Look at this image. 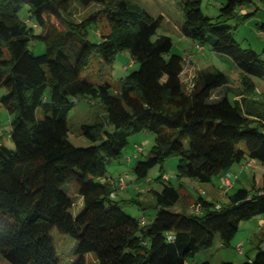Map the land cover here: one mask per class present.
Here are the masks:
<instances>
[{"label": "trees", "instance_id": "1", "mask_svg": "<svg viewBox=\"0 0 264 264\" xmlns=\"http://www.w3.org/2000/svg\"><path fill=\"white\" fill-rule=\"evenodd\" d=\"M74 1L24 0L31 14L25 21L23 0H0V88L10 91L0 107L14 116L10 137L15 146L9 149L0 135V256L10 264H60L54 229L77 242L74 264H88L90 254L98 264H190L189 259L217 239L230 246L241 222L264 215V188L256 193L239 189L220 208L200 195L195 204L202 205L203 213L194 215L170 210L182 196L178 188L164 184L162 191H152L156 218L143 225L117 204L113 188L102 179L110 178L108 165L121 159L130 137L143 132L154 134L155 144L147 160L136 163L139 180L158 166L162 181L164 164L172 156L179 158V181L203 184L247 159L264 165L262 113L245 98L231 100L227 92L213 99L214 91L230 83L216 68L199 71L188 92L182 81L184 59L174 53L172 38H156L163 16L154 18L128 0H79L102 9L76 24L64 18ZM252 3L226 0L213 21L203 14L201 1L183 2L181 27L185 37L204 49L213 37L211 51L235 62L250 93L256 85L249 76L264 77V61L255 51L242 49L230 28L219 25ZM99 15L110 33L94 43L89 29ZM31 21L41 32L35 33ZM259 28L264 32V22ZM31 41L45 43L46 53L35 55ZM124 51L139 68L118 90L82 79L95 55L100 64L111 66ZM81 99L98 100L107 111L104 122L82 126L83 135L94 143L89 148L69 141L68 116ZM71 181L78 186L76 198L63 190ZM80 199L83 210L74 216L71 210ZM260 234L255 260L244 264H264V230Z\"/></svg>", "mask_w": 264, "mask_h": 264}, {"label": "rangeland", "instance_id": "2", "mask_svg": "<svg viewBox=\"0 0 264 264\" xmlns=\"http://www.w3.org/2000/svg\"><path fill=\"white\" fill-rule=\"evenodd\" d=\"M128 1L139 5L154 18L163 16L156 38L159 36L171 37L174 43V53L184 57L182 81L188 92H191L193 89L195 77L199 71L216 68L223 71L229 77L230 83L227 87L222 89V91H214L213 98L217 99L226 92L229 93V98L231 100H244L245 98L249 103L251 101V105L261 112L264 117V77L249 76L251 81L256 85V91L253 93L246 91L242 70L237 67L235 62L229 56L211 51V41H214L213 37H210L209 43L204 52H200L197 49V45H195L191 39L183 35L181 30L184 21L182 3L189 0ZM199 1H201V9L205 17L213 19V21H217L221 14V9L226 5V0ZM101 9L102 6L99 4L93 3L89 6H84L79 0H77L72 3L69 11L64 14V18L73 23L80 24ZM236 15L237 17L234 19L222 20L219 26L230 28L237 44H239L242 49L255 51L259 54L260 59L264 61V32L259 28L264 22V1L253 0L252 4H246L245 6L240 7L237 10ZM21 18L25 21L31 20L29 7L24 3V0ZM97 18V25L89 29V40L94 43L101 42L102 36L110 33V27L108 26L106 19H104L102 15H99ZM54 21L60 29H64V26L60 22L56 20ZM29 25L35 28L34 31L36 34L41 32V29L36 27L33 21L29 22ZM29 48L35 55L39 56L46 53L47 45L40 41H31ZM210 53H212L213 56H211ZM100 61L98 55H95L89 69L83 72L82 79L95 86L109 83L112 86L113 92L120 88L122 80L126 76L135 72L139 68V64L133 60L129 51L121 52L116 62L111 66L100 64ZM132 61H134L135 66L133 68H128ZM9 94L10 91L7 88H0V100L6 98ZM38 116L41 119L44 117L41 111L38 112ZM13 119L14 116H12L6 108L0 107L1 142L12 150L15 149L10 137ZM106 119L107 111L100 101H92L90 99H81L77 101L68 116V125L70 128L69 141L78 148H89L93 146L94 143L83 135L82 126L104 122ZM258 124L259 123H255L254 125ZM154 144L155 135L149 132L139 133L130 137L129 145L123 152V156L121 159L115 160L108 165L107 174L108 177L114 179H118V177L126 173L130 175L128 189L125 191H116V202L131 217L139 222H142L144 217L148 224H151L158 214L156 201L152 195V191H161L164 184L170 183L178 188L182 197V194L185 191L190 194L191 198L194 200H197L200 196L198 193L199 189L197 190L191 186H184V183L177 178L179 158L175 156L167 159L164 164V178L162 181L159 180L161 171L158 166L150 171L147 179L139 180L136 177L134 172L136 163L138 161L147 160ZM137 146H143L144 153L135 158ZM241 148L246 150V144H241ZM248 160L249 159L232 166V171L240 179L239 181H236L234 189H231L228 194L226 193L227 195L224 194V197H221L222 199L220 198L218 200L221 205L224 204L222 202L226 201L225 198L229 199L230 195H233L239 189H247L252 193H256L259 189L264 188V165L258 163L254 169L241 170L242 165ZM203 187L206 188L208 186L203 185ZM182 188L186 190L181 191ZM63 190L71 197L76 198L78 186L75 181H71L63 186ZM224 191L225 189H223L222 192ZM214 203L216 204L217 201ZM180 205L181 204L179 203L170 210L173 212H179L178 207ZM194 205L195 203L192 206ZM82 210L83 205L77 202L71 210V213L74 216H77ZM261 229L264 230V215L248 221H243L241 222L239 231L230 246H223L220 240L217 239L213 247L197 254L194 258L189 259V262L190 264H200L205 261H209L211 264H222L223 262L244 264L246 262H252L255 260L259 252L258 243L261 236L260 233H262ZM51 236L53 239V248L60 255V264L76 263L79 259L76 255L77 242L73 238L60 233L57 229L52 231ZM239 245L243 246V254L237 251ZM261 248L264 250V244ZM86 260L88 264H98L96 257L92 254L88 255ZM0 264L10 263L0 256Z\"/></svg>", "mask_w": 264, "mask_h": 264}, {"label": "crops", "instance_id": "3", "mask_svg": "<svg viewBox=\"0 0 264 264\" xmlns=\"http://www.w3.org/2000/svg\"><path fill=\"white\" fill-rule=\"evenodd\" d=\"M194 44L195 45H197L195 42H194ZM201 52H204V51H201ZM211 54V56H213L212 55V53H210ZM183 59H184V57H183ZM204 59L206 60V58L204 57ZM135 66V64H134V61H132L131 62V64H130V66L128 67V68H133ZM127 69V68H126ZM129 70V69H128ZM225 87H223V88H220V89H217L218 91H222V89H224ZM225 93H223L222 95H224ZM222 95L220 96V97H222ZM219 98V97H218ZM214 99V98H213ZM250 104H252V103H250ZM132 162V161H131ZM241 170H243L242 168H241ZM230 172H232V173H234L233 171H232V169L230 170ZM263 173H264V169H263ZM235 174V173H234ZM217 177V178H216ZM239 179L240 178H238V180L237 181H239ZM167 180H168V178H167ZM183 183H184V186H191V187H193V188H195V189H199L198 190V193L200 194V195H202V196H204V198L207 200V201H209V202H211V203H214L215 201H217V205L219 204L220 206H224V205H227L228 203H229V199H227V198H225L226 199V201L225 202H222V203H224L223 205H221L220 204V202H218V200L221 198V197H224L223 195L224 194H226V192L224 193V192H222L223 191V189H224V185H225V174L224 173H221V174H219V175H217V176H215L213 179H212V181H211V183H208V184H203V183H200L199 181H197V180H192V179H183V180H181ZM170 184V183H169ZM203 185L205 186H208V187H206V188H204L203 187ZM181 186H182V184H181ZM235 186H236V183H235ZM235 186H234V188H235ZM233 188V189H234ZM127 190V189H126ZM183 190H186V189H184V188H182V190L181 191H183ZM122 191H125V190H122ZM153 191H156V190H153ZM162 191V190H161ZM158 192H160V191H158ZM229 193V192H228ZM227 193V194H228ZM226 194V195H227ZM152 195H153V193H152ZM183 195V197L181 198V201L179 202L181 205L178 207L179 209V212H181V211H190V209H191V207H192V205L194 204V203H196V201L197 200H194V199H192L191 198V196H190V194H188L186 191L182 194ZM205 195H206V197H205ZM154 197V196H153ZM222 199V198H221ZM81 205H82V203H83V200L82 199H80L79 201H78ZM178 203V204H179ZM156 206H157V204H156ZM175 207V206H174ZM157 209H158V207H157ZM144 218V217H143ZM146 224H148L147 223V221H146Z\"/></svg>", "mask_w": 264, "mask_h": 264}, {"label": "built area", "instance_id": "4", "mask_svg": "<svg viewBox=\"0 0 264 264\" xmlns=\"http://www.w3.org/2000/svg\"><path fill=\"white\" fill-rule=\"evenodd\" d=\"M197 49L201 52L204 51V47L197 45ZM144 153V148L143 146H137L136 148V154H135V158L139 157L140 154ZM258 163L256 161H248L245 164L242 165V169L243 170H247V169H254L256 167ZM130 180V175L128 173L121 175L120 177H118V179H114V178H105L102 179V183L103 184H109L114 192L111 194V197L113 199L116 198L117 190H126L129 187L128 181ZM238 180V176L232 172H228L225 175V185H224V189L225 192L228 193L231 189L234 188L236 181ZM218 208H220V205H218ZM190 213L194 214V215H201L203 213V208L201 204H195L194 206L191 207L190 209ZM142 224L146 225V220L145 218L142 219ZM237 251L241 254H243L244 250H243V246L239 245L237 247Z\"/></svg>", "mask_w": 264, "mask_h": 264}]
</instances>
